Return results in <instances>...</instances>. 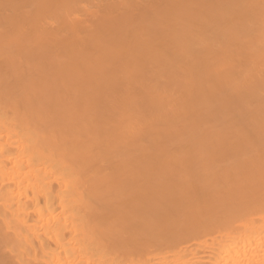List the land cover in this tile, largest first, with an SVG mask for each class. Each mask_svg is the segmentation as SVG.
<instances>
[{
  "label": "bare ground",
  "instance_id": "6f19581e",
  "mask_svg": "<svg viewBox=\"0 0 264 264\" xmlns=\"http://www.w3.org/2000/svg\"><path fill=\"white\" fill-rule=\"evenodd\" d=\"M0 264H264V0H0Z\"/></svg>",
  "mask_w": 264,
  "mask_h": 264
}]
</instances>
